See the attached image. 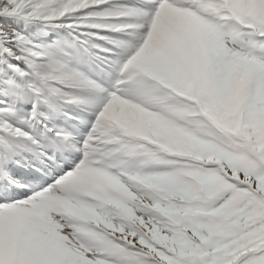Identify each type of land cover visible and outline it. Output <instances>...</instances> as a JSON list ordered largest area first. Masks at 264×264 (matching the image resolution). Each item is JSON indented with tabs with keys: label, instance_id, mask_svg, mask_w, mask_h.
I'll list each match as a JSON object with an SVG mask.
<instances>
[{
	"label": "snow or ice",
	"instance_id": "1",
	"mask_svg": "<svg viewBox=\"0 0 264 264\" xmlns=\"http://www.w3.org/2000/svg\"><path fill=\"white\" fill-rule=\"evenodd\" d=\"M0 264H264V0H0Z\"/></svg>",
	"mask_w": 264,
	"mask_h": 264
},
{
	"label": "rangeland",
	"instance_id": "2",
	"mask_svg": "<svg viewBox=\"0 0 264 264\" xmlns=\"http://www.w3.org/2000/svg\"><path fill=\"white\" fill-rule=\"evenodd\" d=\"M31 30H34L35 29H31ZM74 116L76 115H80L82 116L83 118H86V119H92V117L90 116H87L86 114H79V113H73ZM57 124H59L60 126L62 127H66L68 128L70 131H73L77 136H79L81 139H83V134H85L87 131H88V126L87 125H83L80 123L79 120H74V119H71L69 117H60V118H57L56 121H55ZM75 156V162H78L79 159H80V156L79 154H74ZM72 166V161H70L68 167H71ZM26 177V176H25ZM33 182V181H32ZM48 181H46L47 183ZM50 182V181H49ZM49 184V183H48ZM47 186V185H46Z\"/></svg>",
	"mask_w": 264,
	"mask_h": 264
},
{
	"label": "bare ground",
	"instance_id": "3",
	"mask_svg": "<svg viewBox=\"0 0 264 264\" xmlns=\"http://www.w3.org/2000/svg\"><path fill=\"white\" fill-rule=\"evenodd\" d=\"M23 178L28 179V180L30 179L29 177H23ZM52 178H54V175H51V174L47 177L48 180H51ZM28 180H25L24 182H29ZM24 182H22V183H24ZM31 183L35 187H40L41 186V182H39V181H33V182L31 181ZM48 183L49 182L45 183V185H47Z\"/></svg>",
	"mask_w": 264,
	"mask_h": 264
},
{
	"label": "trees",
	"instance_id": "4",
	"mask_svg": "<svg viewBox=\"0 0 264 264\" xmlns=\"http://www.w3.org/2000/svg\"><path fill=\"white\" fill-rule=\"evenodd\" d=\"M31 31H33V32H34V30H31Z\"/></svg>",
	"mask_w": 264,
	"mask_h": 264
}]
</instances>
